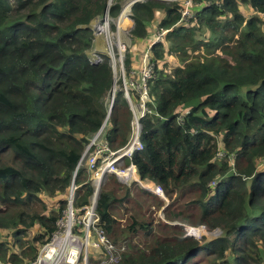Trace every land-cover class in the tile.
Returning <instances> with one entry per match:
<instances>
[{"label": "trees", "instance_id": "1", "mask_svg": "<svg viewBox=\"0 0 264 264\" xmlns=\"http://www.w3.org/2000/svg\"><path fill=\"white\" fill-rule=\"evenodd\" d=\"M121 1L0 0V264L35 260L72 180L74 208L89 204L91 171L81 158L105 121L112 150L132 134L122 90L108 116L109 58L92 64L88 54L90 24L117 18ZM181 3H134L128 32L147 45L160 41L149 50L143 149L125 164L159 185L167 203L108 175L99 223L112 244L127 245L118 264H264V20L240 10L264 16V0H195L191 18L179 23ZM132 60L124 58L127 74ZM129 95L137 103L135 90ZM185 226L220 234L203 242Z\"/></svg>", "mask_w": 264, "mask_h": 264}, {"label": "built area", "instance_id": "2", "mask_svg": "<svg viewBox=\"0 0 264 264\" xmlns=\"http://www.w3.org/2000/svg\"><path fill=\"white\" fill-rule=\"evenodd\" d=\"M131 1L132 0H128L127 7L125 8L126 12L124 14L129 18V20H131V7L133 5V3L129 4ZM168 1L170 2L173 0ZM194 3L195 0H182L181 18L179 23L187 22L189 18H191L193 15L192 10L195 6ZM201 3L203 5L198 8H207L211 5L210 2ZM123 13L122 9L119 17L122 16ZM112 23L115 25V19L109 17L108 15L95 20L91 26L94 40H96L95 37L97 35L105 38L107 31L111 30ZM105 25L106 28L102 29ZM116 28L119 29V26L115 25V30ZM130 28L131 26L126 30L127 33ZM159 39L160 35L147 45V53H149L151 45L156 43L154 41ZM115 52H117V49L112 46L108 49L104 48V50L100 51H97L96 48H94L89 56V61L92 64H98L101 62L103 56H107L109 58V65L112 68L113 73H115ZM146 57H148V59H146L145 64H143L145 70L142 73V82L140 84H137L134 81L129 84L124 82L123 87L120 89L123 92L124 98L129 101L132 112V134L128 142L124 147L118 150H112L104 137L106 121L100 130L89 139V143L85 147L84 154L81 158V160H83L86 156L85 165L87 169L91 171L89 181L91 182L94 191L89 199V204L81 208V211H83L84 214L80 217L81 219H78V217L75 216L76 209L74 208V200L78 187L75 185V181L72 180L69 188L66 208L62 212V217L56 222V231L51 235L49 240L41 246L35 260L28 262L27 264H78L82 257L83 249L86 250V253H84L85 260L89 254L98 253L103 255V257L100 258L96 264H118L121 261L120 252L125 250V246L114 245L105 237L104 231L99 223V217L96 213V202L98 196L95 198L97 188L94 186V180L98 176L102 179L99 187L103 184L108 175H114L119 178L121 183L128 186L134 183L142 190L154 194L167 202L163 190L159 185H156L148 180H141L138 176L136 167L132 163L129 165L125 164L126 159L130 160L135 152L142 151L143 149V145L140 141L141 119L147 113H150V110L147 108V103L150 101L147 81L152 77L153 73V64L148 62L150 57L147 54ZM130 90H135V93L138 96L137 103H130ZM110 96L111 95H109L108 98L109 105ZM188 113V110L179 113L180 115L177 118L178 122L182 123L183 116ZM79 165L80 162L78 163V167ZM212 186H215V184L212 183ZM80 232L82 235H80ZM194 232H199V229H188L189 236L194 235ZM88 247L93 248L96 252H88ZM98 249L101 251H97Z\"/></svg>", "mask_w": 264, "mask_h": 264}, {"label": "rangeland", "instance_id": "3", "mask_svg": "<svg viewBox=\"0 0 264 264\" xmlns=\"http://www.w3.org/2000/svg\"><path fill=\"white\" fill-rule=\"evenodd\" d=\"M159 1L169 2L168 0H159ZM127 2H128V0H122L121 1V5H122L123 8L127 4ZM202 5L203 4L200 2L196 6L199 7V6H202ZM240 10H241V13L243 14V16L246 19L250 18L251 16H258V17H260V18H262L264 20V16H262L260 14H257L256 12L251 10L249 7L242 6L240 8ZM193 11H194V9L192 10V12ZM123 12H124L123 13V15H124L126 10H124ZM119 20H120L119 16H118V18H115V21H116L115 25H118V21ZM93 23H94V21L90 24V27L92 26ZM117 33L119 34V36H116ZM154 35H156V33H154ZM95 38H96V40H94V43H95V48H96L97 51H100V49L104 50V48L108 49L111 46L113 48L117 49V52L114 53L115 54L114 55V57H115V60H114L115 73H113L115 75L114 85H113V89L111 90L110 95L112 94V91L114 89H115V93L118 92L123 87L124 82H126L128 84L130 82L133 83V81L136 82L137 84H140L142 82V80H141L142 73L145 70V68L143 67L144 66L143 64H145V60L148 59V57H146V54L150 57V54L147 53V42L143 43L142 41H133L130 38V33L128 34L127 32L120 31V29H117V28L114 31L108 30L107 31V35L105 36V38L104 37H100L98 35ZM151 39L154 40V38H151ZM118 40H120V42H121L120 45L122 47L118 46V44H117ZM159 41H160V39L157 40V41H154V42H159ZM91 52L88 53L89 56L91 55ZM127 54L128 55L130 54V56L133 57L132 65H131V68L129 70L130 74L126 73V69H125L124 64H123L124 63V58H125V56ZM91 58H92V56H91ZM169 61L171 63L175 64V65L179 64V62H177V60L175 58H173V57H169ZM128 80H129V82H128ZM129 99H130V103L133 102V104H134L136 102L134 97H130V95H129ZM126 101L128 102V105H129V101L127 99H126ZM129 109L131 110V106L130 105H129ZM261 165L262 164L259 165L260 168L262 167ZM116 178L119 181V178L118 177H116ZM105 181L103 183H105ZM79 192H80V190H79ZM98 194H99V189L97 188L95 196L97 197ZM67 199H68V195H67ZM47 202H48V205H49V204H51L50 202H52V201H47ZM163 202L165 204L167 203L164 200H163ZM83 214H84V212L81 211V210L80 211L76 210V212H75V216L78 217V219H81L80 217ZM157 217L163 219L162 211H160L157 214ZM122 223L124 224V221ZM189 228L190 229H195V230L199 229V232H196V233L194 232L193 233L194 235L189 236L188 235V229ZM183 230H184L186 236L193 237V238H195L197 240H200V239L204 238L203 242H211L213 240H216L217 237L220 234V232L218 230L209 231L205 227H196V228H194V227H191V226H185V227H183ZM32 234H34V231L31 233V235ZM80 235H82L81 232H80ZM124 246H125V250L123 252H120V258H121L122 253L126 252V250H127V245L125 244ZM87 251L88 252H90V251L96 252L91 247H88ZM97 251H101V250L98 249ZM84 253H86L85 249L82 250V257H81V259H80L78 264H94V260L98 261L100 258L103 257V255H101V254L93 253V254H89L86 257V260H85Z\"/></svg>", "mask_w": 264, "mask_h": 264}, {"label": "bare ground", "instance_id": "4", "mask_svg": "<svg viewBox=\"0 0 264 264\" xmlns=\"http://www.w3.org/2000/svg\"><path fill=\"white\" fill-rule=\"evenodd\" d=\"M126 7H127V4L124 6L123 11L125 10ZM115 22H116V21H115ZM131 24H132V22H131V20H129L128 17H126L125 15L120 16V20L118 21V26H119V29H120L121 31L126 32V30L131 26ZM104 28H106V25L102 27V29H104ZM121 28H122V29H121ZM116 36H119V34L117 33ZM122 36H123V35H122ZM120 43H121L120 40H118V43H117L118 46L122 47V46L120 45ZM117 76H118V75H117ZM101 182H102V179H101L100 176H98V177L95 178V180H94V186H95L96 188L99 189V185H100ZM99 190H100V189H99ZM95 198H96V196H95Z\"/></svg>", "mask_w": 264, "mask_h": 264}, {"label": "water", "instance_id": "5", "mask_svg": "<svg viewBox=\"0 0 264 264\" xmlns=\"http://www.w3.org/2000/svg\"><path fill=\"white\" fill-rule=\"evenodd\" d=\"M138 1H141V0H132L129 4H132V3L134 4V3L138 2ZM106 14H107V12H106ZM131 22H132V20H131ZM113 85H114V82H113ZM113 85H112V89H113ZM114 96H115V89L113 90V94H111V96H110V105H109V109H108V116L111 113V108H112V103H113V100H114ZM104 124H105V122H104ZM97 196H99V194Z\"/></svg>", "mask_w": 264, "mask_h": 264}, {"label": "clouds", "instance_id": "6", "mask_svg": "<svg viewBox=\"0 0 264 264\" xmlns=\"http://www.w3.org/2000/svg\"><path fill=\"white\" fill-rule=\"evenodd\" d=\"M101 187V186H100Z\"/></svg>", "mask_w": 264, "mask_h": 264}, {"label": "crops", "instance_id": "7", "mask_svg": "<svg viewBox=\"0 0 264 264\" xmlns=\"http://www.w3.org/2000/svg\"><path fill=\"white\" fill-rule=\"evenodd\" d=\"M101 50V49H100Z\"/></svg>", "mask_w": 264, "mask_h": 264}]
</instances>
